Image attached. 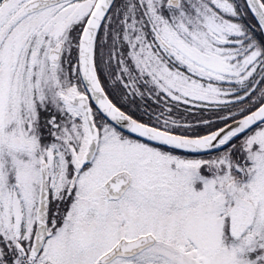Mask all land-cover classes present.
<instances>
[{"label": "snow or ice", "instance_id": "snow-or-ice-1", "mask_svg": "<svg viewBox=\"0 0 264 264\" xmlns=\"http://www.w3.org/2000/svg\"><path fill=\"white\" fill-rule=\"evenodd\" d=\"M0 264H264V0H0Z\"/></svg>", "mask_w": 264, "mask_h": 264}]
</instances>
